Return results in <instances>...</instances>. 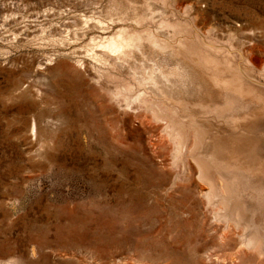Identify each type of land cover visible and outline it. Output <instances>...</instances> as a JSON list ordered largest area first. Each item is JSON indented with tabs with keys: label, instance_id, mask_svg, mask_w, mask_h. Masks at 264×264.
Listing matches in <instances>:
<instances>
[{
	"label": "rangeland",
	"instance_id": "374dc122",
	"mask_svg": "<svg viewBox=\"0 0 264 264\" xmlns=\"http://www.w3.org/2000/svg\"><path fill=\"white\" fill-rule=\"evenodd\" d=\"M110 2L0 0V264H264V227L252 226L256 260L233 255L241 238L234 230L222 246V224L199 193L206 186L196 177L173 184L178 171L159 148L157 125L135 118L124 126L96 91L93 63L75 67L72 57L86 54L84 30L98 36L96 18L110 22ZM190 3L201 33L210 28L225 39L239 21L263 28L256 45L264 59V0H177L174 14L184 17ZM75 31L83 32L78 40ZM136 64L140 73L144 63ZM255 133L264 134V120ZM258 138L256 160L264 159V135ZM230 220L237 221V208Z\"/></svg>",
	"mask_w": 264,
	"mask_h": 264
},
{
	"label": "bare ground",
	"instance_id": "6f19581e",
	"mask_svg": "<svg viewBox=\"0 0 264 264\" xmlns=\"http://www.w3.org/2000/svg\"><path fill=\"white\" fill-rule=\"evenodd\" d=\"M110 3V22L96 18L93 29L97 38L91 33L86 36L89 31L84 30L82 38L88 37L83 46L86 54L72 57L75 67L85 70L86 63H93L94 85L99 84L96 91L116 107L124 126H130L135 118L157 125L154 128L159 148L169 153V165L178 171L173 184L194 177L202 182L206 188L199 193L207 211L216 224H222L224 232L220 229V235L217 233L222 246L233 238L230 235L234 230L242 239L233 255L243 262L256 260L261 250L252 226L264 227V185L255 189L246 179H264V159L256 160L251 153L262 139L258 135H264L255 133L256 123L264 120V59L258 55L256 45V39L263 38L258 34L263 28L239 21L241 24L229 28L224 39L210 28L201 33L196 25L199 9L191 3L185 8L184 17L174 14L177 0ZM87 19L84 24L91 18ZM71 28L68 23L63 25L67 35ZM248 31L255 37H242ZM79 32H73L74 39L78 40ZM137 60L144 63L137 67L140 73L133 67ZM126 67L129 77L122 72ZM101 80L114 83V87L101 86ZM36 132L34 124V135ZM249 204L253 208L249 209ZM234 208L235 222L230 220ZM247 221L246 228H242L241 224ZM250 231L253 235L246 241Z\"/></svg>",
	"mask_w": 264,
	"mask_h": 264
}]
</instances>
